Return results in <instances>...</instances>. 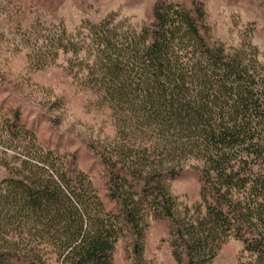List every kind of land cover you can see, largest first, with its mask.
Segmentation results:
<instances>
[{
	"label": "trees",
	"instance_id": "1",
	"mask_svg": "<svg viewBox=\"0 0 264 264\" xmlns=\"http://www.w3.org/2000/svg\"><path fill=\"white\" fill-rule=\"evenodd\" d=\"M205 18L200 0H156L139 29L110 14L28 38L36 69L67 56L114 135L92 147L102 198L18 112L3 121L0 264H112L120 240L129 264H151L150 219L165 222L175 264H210L229 237L248 253L239 264H264V52L212 41ZM187 172L199 184L190 206L170 191Z\"/></svg>",
	"mask_w": 264,
	"mask_h": 264
},
{
	"label": "rangeland",
	"instance_id": "2",
	"mask_svg": "<svg viewBox=\"0 0 264 264\" xmlns=\"http://www.w3.org/2000/svg\"><path fill=\"white\" fill-rule=\"evenodd\" d=\"M155 1L0 0V157L3 153L10 157L2 147L6 134L2 123L18 112L20 121L34 128L43 144L59 146V152L75 159L76 168L87 174L103 198V169L92 147L113 137L110 112L73 83L64 71L67 56L60 55L53 65L39 69L29 65L28 38L53 26L73 33L82 21L97 22L110 14L139 29L148 23ZM200 1L212 41L226 49L250 42L264 52V0ZM6 177L8 172L0 163V180ZM170 191L183 205L199 199V184L191 172L173 180ZM124 241L116 243L112 264H129ZM143 257L151 264H175L165 222L148 221ZM247 258L242 241L229 237L210 264H239ZM50 264L60 263L53 259Z\"/></svg>",
	"mask_w": 264,
	"mask_h": 264
}]
</instances>
